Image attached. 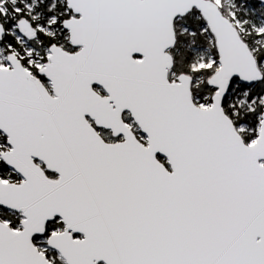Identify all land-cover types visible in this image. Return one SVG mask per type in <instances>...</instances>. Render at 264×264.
Instances as JSON below:
<instances>
[{
  "label": "snow or ice",
  "instance_id": "obj_1",
  "mask_svg": "<svg viewBox=\"0 0 264 264\" xmlns=\"http://www.w3.org/2000/svg\"><path fill=\"white\" fill-rule=\"evenodd\" d=\"M0 264H264V0H0Z\"/></svg>",
  "mask_w": 264,
  "mask_h": 264
}]
</instances>
